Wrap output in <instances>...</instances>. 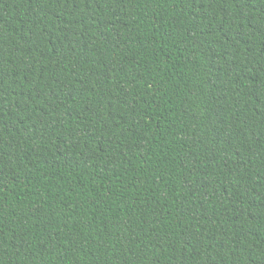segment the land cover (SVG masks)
I'll return each instance as SVG.
<instances>
[{
	"label": "trees",
	"instance_id": "1",
	"mask_svg": "<svg viewBox=\"0 0 264 264\" xmlns=\"http://www.w3.org/2000/svg\"><path fill=\"white\" fill-rule=\"evenodd\" d=\"M0 264H264V0H0Z\"/></svg>",
	"mask_w": 264,
	"mask_h": 264
}]
</instances>
